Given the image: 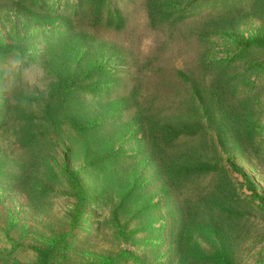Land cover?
Here are the masks:
<instances>
[{
  "label": "rangeland",
  "instance_id": "obj_1",
  "mask_svg": "<svg viewBox=\"0 0 264 264\" xmlns=\"http://www.w3.org/2000/svg\"><path fill=\"white\" fill-rule=\"evenodd\" d=\"M78 1L0 0V48L11 49L0 58V253L34 263L37 254L33 246H42L49 238L66 233L71 249L70 260L64 264H82L91 254L117 256L123 251H133L139 257L138 262L126 264H181L188 238L212 254L224 248L227 236H231L236 264H264V205L244 185L242 175L232 173L235 210L241 213L239 224L226 226L227 231L213 239L205 235L204 227L219 224L215 223L219 214L212 203L211 187L217 175L212 172L207 176L208 185L202 195L197 190L175 189L168 179L166 162L158 158L141 131L133 128L127 113L124 93L129 87L124 70L128 64L118 58L112 46L72 28L71 11ZM189 1L184 0L181 6ZM109 2L113 7L137 8L135 12L140 13L138 0ZM220 2L210 0L195 13L208 15L207 20L217 18ZM193 18L196 20L195 15ZM262 34L264 19L254 11H246L236 26L211 33L204 57L206 67L195 66V80L207 89L219 64L224 65L230 57L238 59L232 67L234 72L244 73L239 87L243 88L247 125L263 152L256 155L248 148L239 152L228 141L223 148L218 135L221 124L208 121L204 106L195 97L190 100L196 112L189 116L193 115V121L203 131L206 129L202 136L197 135L201 141V150L195 153L200 156L199 162L221 159L225 163L231 156L264 196V68L260 66L264 51L256 45L243 49L240 44ZM170 52L175 62L177 57L172 49ZM64 61L72 62L78 75L90 72L92 79H99L113 91L86 98L88 109L95 108L93 115L103 119L102 126L94 135L70 140L67 135L50 134V144H45L43 138L31 143L24 135L29 122L18 113L26 100H19V91L25 89L31 95L48 98L64 72L57 64ZM100 66L107 69L99 70ZM107 71L114 75L110 80L106 79ZM191 81L186 78L185 88L191 89ZM88 86L95 84L89 82ZM216 114L222 123L223 116L219 111ZM36 120L40 123L41 119ZM87 145L92 148L89 157L85 156ZM110 152L117 155L111 163H102L100 156ZM142 173L147 179L135 178L134 174ZM130 174L139 193L136 206L144 212L142 220L134 224L142 226L143 233L133 240L126 239L128 236L116 226L111 205L89 202L103 200L104 189L107 196H115L118 182ZM200 196L205 197V205L200 203Z\"/></svg>",
  "mask_w": 264,
  "mask_h": 264
},
{
  "label": "trees",
  "instance_id": "obj_2",
  "mask_svg": "<svg viewBox=\"0 0 264 264\" xmlns=\"http://www.w3.org/2000/svg\"><path fill=\"white\" fill-rule=\"evenodd\" d=\"M208 1L210 0H190L181 6L184 0H134L140 9L137 14V8L113 7L109 0H79L71 11L70 23L73 29L112 46L118 52V58L128 64L124 70V81L129 87L124 93L127 113L132 117L135 125L133 128L141 131L158 158L166 162L168 179L175 189H188L191 192L197 190L202 195L208 185V182L205 183L207 176L212 172L217 175L216 179L213 178L211 187L212 203L218 208L219 214V221L215 223L219 224L216 227V224H212L203 229L205 235L213 239V236L219 237L226 230V226L233 228L235 224H239L241 213L235 210L232 173L242 175L244 185L263 205L264 196L256 191L250 177L237 167L231 156L227 157L225 163H221V159L199 162L200 156L195 153L201 150V141L197 135L202 136L206 129L203 131L193 121V115L189 116L196 112L190 99L195 97L204 106L208 121L221 124L218 135L223 148L227 147L228 141L239 152L248 148L257 155L263 150L254 143L255 133L247 125L245 105L241 97L243 88L239 87L244 73L234 72L232 67L238 59L230 57L224 65L219 64L207 89L195 80V66L203 67L211 33L236 26L246 11H254L264 19V0H211L221 1L219 9L216 8L220 11L217 18L211 20H207L208 15L199 16L195 13L197 8ZM188 9L194 11L187 13L185 10ZM240 44L243 49L256 45L264 51V34L245 39ZM171 49L177 57L175 62L171 58ZM10 52L11 49L0 48V58ZM177 64L179 66H176ZM204 65L206 67V64ZM71 66L70 61L57 64V68L63 69L64 72L60 74L48 98L43 95H31L26 93L25 89L19 91V100L22 101L24 97L26 100L22 101V108L18 113L29 122L24 135L31 143L43 138L45 144H50V134L67 135L70 140L78 136L94 135L102 126L103 119L98 120L93 115L95 108L88 109L86 98H93L102 91H113L99 79H92L94 75H89L90 72L78 75L76 68ZM260 66L264 68V61ZM57 68L54 67L58 70ZM100 69L105 71L107 68L100 66ZM110 74L111 72H106L107 80L114 76ZM186 78L192 79L190 90L185 88ZM89 82L95 86L87 88ZM216 111L223 116L222 123ZM37 118L41 119L40 123ZM85 149V156L89 157L92 148L87 145ZM116 155L114 152L101 155V162L109 164ZM134 175L139 181L147 179L143 173ZM135 178L131 174L126 179L123 177V182H118V187L114 188L115 196H107L104 189L105 192L101 196L103 200H89L91 204H107L113 207L116 226L122 234L128 236V240L142 234L144 229L134 225L144 217L143 209L136 206L139 193L133 185ZM140 185L137 187L140 188ZM79 197L85 200L84 196ZM200 197L203 200L200 203L205 205L202 198L204 196ZM224 235L227 236V233ZM228 241L231 243L227 244ZM227 243L224 248L210 254L188 238L184 248L186 258L184 256L180 263L236 264L232 254L231 236H227ZM32 248L37 254L36 262L24 263L11 254L0 253V264H64L70 260L68 251L71 245L66 239V233L53 236L46 244ZM138 259L133 251H123L117 256L91 254L90 259L82 264H126L133 260L138 262Z\"/></svg>",
  "mask_w": 264,
  "mask_h": 264
},
{
  "label": "clouds",
  "instance_id": "obj_3",
  "mask_svg": "<svg viewBox=\"0 0 264 264\" xmlns=\"http://www.w3.org/2000/svg\"><path fill=\"white\" fill-rule=\"evenodd\" d=\"M32 83L35 84V80H33Z\"/></svg>",
  "mask_w": 264,
  "mask_h": 264
}]
</instances>
